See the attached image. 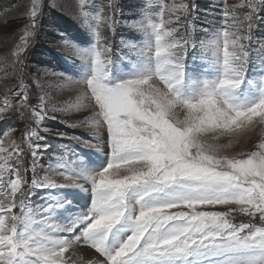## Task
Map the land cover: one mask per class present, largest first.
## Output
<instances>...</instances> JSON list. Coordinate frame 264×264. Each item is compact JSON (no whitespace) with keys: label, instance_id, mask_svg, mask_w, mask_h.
I'll use <instances>...</instances> for the list:
<instances>
[{"label":"snow or ice","instance_id":"obj_1","mask_svg":"<svg viewBox=\"0 0 264 264\" xmlns=\"http://www.w3.org/2000/svg\"><path fill=\"white\" fill-rule=\"evenodd\" d=\"M72 7L83 31L58 47L75 79L24 82L42 0L11 51L20 82L0 94V120L24 126L0 135V264H264V39L252 31L264 0L225 2L202 36L182 24L194 4L141 0L121 11L118 55L106 35L116 0ZM66 88L74 97L55 100ZM49 138L77 147L60 144L39 177ZM37 189L48 193L38 204Z\"/></svg>","mask_w":264,"mask_h":264},{"label":"rangeland","instance_id":"obj_2","mask_svg":"<svg viewBox=\"0 0 264 264\" xmlns=\"http://www.w3.org/2000/svg\"><path fill=\"white\" fill-rule=\"evenodd\" d=\"M120 7L115 13V20L117 21L114 30L106 32L107 38L112 43L114 52L118 55L121 47V39L127 34V27L125 21L121 17V11L124 17H130L139 12L141 0H116ZM171 3L172 0H167ZM186 3L194 4L195 11L187 15V19L182 21V24L189 25V32L194 35H203V29L211 27L223 19L222 12L224 10V3L231 5L237 3L238 0H185ZM97 7L106 3V0H94ZM30 5V0H0V94H3L14 84L19 83L20 66L12 65L11 51L20 43L19 37L22 35V30L28 23L25 18V13ZM73 0H42V13L38 18V27L36 36L32 38L28 44L26 52L21 57L25 61L26 67L23 70L24 82L31 81L37 74L41 81L44 82L45 87L53 86L56 83L65 82L68 78L75 79L72 72L75 69H70V64L66 63L62 58L67 55V52L58 47L61 41L58 39L61 35L64 36H78L83 27L73 14ZM259 16L264 18V11L259 12ZM194 26V27H192ZM253 38L264 39V23L259 19L253 22ZM63 73L64 80L59 77L45 76V73ZM68 90L63 91L54 90V99L57 101H64L74 97V93H69ZM30 98L35 103V95L30 92ZM87 113H81L72 117H65V119H83ZM15 113H8L6 117H15ZM16 122V123H15ZM44 125L54 130L66 131L69 136L83 135L87 137L89 131L87 128H69L58 121L46 119ZM23 123L18 118H5L0 120V135L3 131L10 128L15 129L13 136L17 139L21 136V129ZM47 136L46 133H41ZM255 140V137H253ZM47 143L53 146L49 152L43 153V161L41 167L43 171L38 172V176L42 177L46 174L49 163H51L58 155L59 145L66 144L70 148H76L75 141L70 139L57 140L49 138ZM44 143V142H41ZM241 150L237 147L234 151ZM30 164V158H29ZM31 172L28 177L31 179ZM36 194L33 197L34 203H40L42 198L47 196V192L41 189L35 190Z\"/></svg>","mask_w":264,"mask_h":264},{"label":"bare ground","instance_id":"obj_3","mask_svg":"<svg viewBox=\"0 0 264 264\" xmlns=\"http://www.w3.org/2000/svg\"><path fill=\"white\" fill-rule=\"evenodd\" d=\"M69 93H74L72 90H68Z\"/></svg>","mask_w":264,"mask_h":264},{"label":"trees","instance_id":"obj_4","mask_svg":"<svg viewBox=\"0 0 264 264\" xmlns=\"http://www.w3.org/2000/svg\"><path fill=\"white\" fill-rule=\"evenodd\" d=\"M16 123V122H15Z\"/></svg>","mask_w":264,"mask_h":264}]
</instances>
